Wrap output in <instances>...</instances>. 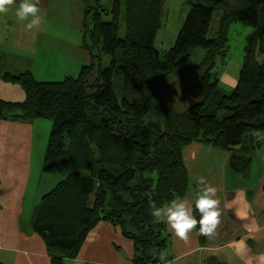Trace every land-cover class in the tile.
I'll return each mask as SVG.
<instances>
[{"label": "trees", "instance_id": "trees-1", "mask_svg": "<svg viewBox=\"0 0 264 264\" xmlns=\"http://www.w3.org/2000/svg\"><path fill=\"white\" fill-rule=\"evenodd\" d=\"M80 1L90 61L76 76L46 82L28 70L2 76L24 98L0 100V119L50 120L42 172H66L34 205L29 224L44 241L49 264H73L99 222L119 226L133 241L131 264H162L171 258L169 236L163 223L153 222L149 201L161 206L193 188L183 149L200 142L228 153L230 170L246 182L252 154L264 144L249 134L264 130V0H187L175 44L162 53L154 42L164 0H113L110 8ZM233 22L251 32L236 86L226 94L212 71L216 58L227 55ZM185 68L197 76V100L180 111L157 103L162 81ZM194 215L199 219L195 208ZM195 231L204 248L210 238Z\"/></svg>", "mask_w": 264, "mask_h": 264}, {"label": "crops", "instance_id": "crops-1", "mask_svg": "<svg viewBox=\"0 0 264 264\" xmlns=\"http://www.w3.org/2000/svg\"><path fill=\"white\" fill-rule=\"evenodd\" d=\"M3 75L0 73V100H23L24 93L20 87L5 83ZM228 82L231 87L236 86L235 80ZM33 123L0 119L2 264L50 262L44 241L32 231L29 224L35 205L29 196L30 187L36 185V178L32 181L31 177L33 166L35 175L38 174L32 153ZM228 160V153L200 142H192L183 149L184 165L193 188L181 199L193 203L198 191L196 181L199 177H205L218 188L222 222L204 248L199 245L195 229L190 234L189 242L185 243L161 222L169 236L171 255L162 264H245L247 259L258 264L257 258L264 254V144L252 154V177L246 182L230 170ZM259 162L260 174L254 166H258ZM133 257V241L122 234L120 227L99 222L87 234L73 264H131Z\"/></svg>", "mask_w": 264, "mask_h": 264}, {"label": "rangeland", "instance_id": "rangeland-1", "mask_svg": "<svg viewBox=\"0 0 264 264\" xmlns=\"http://www.w3.org/2000/svg\"><path fill=\"white\" fill-rule=\"evenodd\" d=\"M19 2L20 0H16L7 14H0V73L15 75L29 69L36 80L47 81H58L67 75L76 76L81 67L90 61V55L83 41L82 2L40 0L39 7L44 20L39 29L31 31L26 29V21L21 22L15 16ZM112 2L113 0H100V3L107 8L111 7ZM219 8L214 11L212 27L218 17ZM189 9L187 0H164L162 26L154 42L157 51L162 53L174 46ZM102 19L110 20V15H103ZM250 32L251 29L240 22L231 23L227 30V55L223 60L216 58L212 73L218 79V87L226 94L234 90L228 81L237 82L243 64L246 38ZM123 35L124 25L121 22L119 36ZM108 62V57L101 58L102 66L108 65ZM196 82L197 76L192 71L186 68L179 70L162 81L156 96L157 103L169 105L177 111L185 109L198 98ZM32 122H34L33 162L38 167V174L35 175L33 166L31 177L32 181L36 178V185L30 187L29 196L37 204L44 193L65 177L66 172L62 167H57L48 173L42 172L51 121L35 119ZM256 165L254 166L259 172L260 162L258 166ZM254 174L256 178L255 171Z\"/></svg>", "mask_w": 264, "mask_h": 264}, {"label": "clouds", "instance_id": "clouds-1", "mask_svg": "<svg viewBox=\"0 0 264 264\" xmlns=\"http://www.w3.org/2000/svg\"><path fill=\"white\" fill-rule=\"evenodd\" d=\"M16 0H0V14H7ZM40 0H20L15 9V16L21 22H27L25 27L31 31L39 29L44 17L39 7ZM249 134L257 141L264 143V130L251 129ZM198 191L194 200V208L199 212V219L194 215L193 203L188 199H173L169 203L157 206L155 201H149L150 215L154 223H165L177 238L189 242L190 234L199 227V234L205 237H214L222 222L220 200L217 198L218 188L211 185L205 177L196 181ZM166 253L160 254L163 261ZM258 264H264V254L258 258ZM245 264H253L252 259H247Z\"/></svg>", "mask_w": 264, "mask_h": 264}, {"label": "water", "instance_id": "water-1", "mask_svg": "<svg viewBox=\"0 0 264 264\" xmlns=\"http://www.w3.org/2000/svg\"><path fill=\"white\" fill-rule=\"evenodd\" d=\"M209 1H212V2H215V3H221V2H223V0H209ZM151 257H152V253H150L147 258L149 259Z\"/></svg>", "mask_w": 264, "mask_h": 264}]
</instances>
